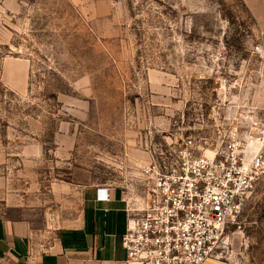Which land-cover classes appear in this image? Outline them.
<instances>
[{
  "label": "rangeland",
  "instance_id": "374dc122",
  "mask_svg": "<svg viewBox=\"0 0 264 264\" xmlns=\"http://www.w3.org/2000/svg\"><path fill=\"white\" fill-rule=\"evenodd\" d=\"M252 115L264 0H0V215L39 236L73 223L83 183L133 194L152 156L186 135L209 152ZM216 257L264 264V176Z\"/></svg>",
  "mask_w": 264,
  "mask_h": 264
},
{
  "label": "built area",
  "instance_id": "2783aa9c",
  "mask_svg": "<svg viewBox=\"0 0 264 264\" xmlns=\"http://www.w3.org/2000/svg\"><path fill=\"white\" fill-rule=\"evenodd\" d=\"M199 146L186 135L170 157L142 165L121 235L126 262L202 264L218 256L228 224L264 176V117L249 116L243 134L209 152ZM96 192L108 198L105 187Z\"/></svg>",
  "mask_w": 264,
  "mask_h": 264
},
{
  "label": "crops",
  "instance_id": "0c3cea01",
  "mask_svg": "<svg viewBox=\"0 0 264 264\" xmlns=\"http://www.w3.org/2000/svg\"><path fill=\"white\" fill-rule=\"evenodd\" d=\"M105 187L108 198L97 197ZM82 206L72 224L54 235L39 236L30 223L0 215V264H124L121 235L126 229V207L134 194L104 183L82 185ZM202 264H237L207 257Z\"/></svg>",
  "mask_w": 264,
  "mask_h": 264
}]
</instances>
